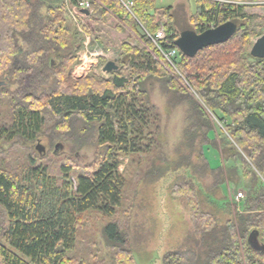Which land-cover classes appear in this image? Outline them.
<instances>
[{"label":"trees","instance_id":"16d2710c","mask_svg":"<svg viewBox=\"0 0 264 264\" xmlns=\"http://www.w3.org/2000/svg\"><path fill=\"white\" fill-rule=\"evenodd\" d=\"M195 5L189 19L195 33L228 21L237 26L223 45L193 58L178 55L177 68L198 100L162 68L152 40L162 28L160 47L176 48L171 7L159 10L156 0L91 1L89 23L78 31L65 0H0V264H136L128 232L135 195L121 168L140 166V175L159 177L192 167L215 174L220 187L222 164L211 167L205 155L220 149L206 110L231 139L221 150L227 159L238 157L245 196L220 224L201 209L192 180L174 184L172 195L192 212L193 232L162 264H264V59L249 53L264 21L234 3ZM108 14L120 21L116 31L129 30L137 41L119 44L118 70L108 78L72 79L83 35L95 32V44ZM155 90L169 106L184 107L180 138L189 152L179 161L168 159L160 140ZM43 139L47 149L40 154L35 146ZM62 141L92 149V159L81 164L57 154ZM97 223L100 242L91 229Z\"/></svg>","mask_w":264,"mask_h":264},{"label":"rangeland","instance_id":"374dc122","mask_svg":"<svg viewBox=\"0 0 264 264\" xmlns=\"http://www.w3.org/2000/svg\"><path fill=\"white\" fill-rule=\"evenodd\" d=\"M212 1L245 6V13L260 16L261 20L264 21V0ZM195 4L196 0H156V7L159 10L171 7L170 14H172L174 18L173 28L179 34L184 30H194L195 26L190 23L189 19L191 15L195 13ZM66 8L75 27L78 31H82V28L89 23V20L85 18L84 23L78 27L67 5ZM162 21L165 22V19H162ZM118 22L120 21L113 14H108L105 22L99 26L100 39L97 40L95 44L92 43L94 41L95 32L93 34L85 33L83 35L81 40L82 48L77 54V62L73 66L72 71L79 64L78 56L83 53L82 51L87 41L86 39H89V45L87 46L88 51H102L106 53L107 56L106 58L99 57L95 65H89V59L86 58L85 61L88 64L86 75L93 73L97 77L108 78L109 74L105 73L102 68L107 61L115 59L117 61L116 49L119 44L126 39L131 44H135L137 41L136 36L129 30L124 33L116 31L115 27ZM161 30L163 29L161 28ZM255 39L251 41V46ZM159 62L165 71L175 74L177 78L180 74V76L185 79L178 68L174 70L165 61L159 60ZM179 78L176 80L186 88L188 93L198 100V97L194 94L188 81L185 79L187 82L186 85L184 81ZM72 79L79 80L82 79V77L76 75L75 78L72 77ZM151 99L158 107L161 114L162 133L160 140L166 147L168 159L171 162L179 161L180 157H186L189 152L186 148L181 147L182 138H180V136L184 125V107L169 106L166 97L158 90L152 92ZM206 112L212 121L213 128H215L214 135L220 143V149H207L205 155L210 161V164L213 165L211 167L215 168L222 164L224 174L226 175V181L220 187L215 186V174L197 171L192 167L189 169L183 167L174 169L172 167L168 169L165 174H160L159 177L153 175L146 176L144 174L140 175V166H128V168L123 166L121 168V171L127 174L135 195L130 214L128 232L129 246L136 264H162L163 256L167 252L180 247L185 242V239L193 232L192 212L184 198H176L172 195V187L174 184L180 183L183 180H192L199 193L198 199L201 209L215 214L220 224L236 211L239 202L235 201V195L237 193H242L243 197L245 196V188L241 181L242 170L238 157L234 156L227 159V154L222 153L223 150H221L229 144L225 141V137H227L228 140L231 139L223 125L218 122L208 110H206ZM46 142V140H42L43 146L47 149ZM58 146L57 154L72 155L76 157L81 164L89 162L93 157V150L90 148L78 151L72 144L65 141L60 142ZM191 160L194 163L193 165L197 163L195 157ZM162 165V169L168 166L167 163ZM222 198H224V200ZM97 226L98 223L92 225L91 229L96 239L100 242L101 238Z\"/></svg>","mask_w":264,"mask_h":264},{"label":"water","instance_id":"95a60500","mask_svg":"<svg viewBox=\"0 0 264 264\" xmlns=\"http://www.w3.org/2000/svg\"><path fill=\"white\" fill-rule=\"evenodd\" d=\"M82 13L89 15L87 10H82ZM237 31V26L233 22H225L217 27L210 28L200 34L195 33L192 30L182 31L178 38L174 42V46L179 52L188 57L193 58L199 51H202L208 47L223 45L227 43ZM251 57L255 59H264V33L256 38L249 51ZM53 64V62H52ZM118 70L117 61H107L103 67V71L107 74H111L113 71ZM56 145L55 149H58ZM38 153H45L44 146L38 142L35 146ZM253 232L250 234V238L253 236Z\"/></svg>","mask_w":264,"mask_h":264},{"label":"built area","instance_id":"2783aa9c","mask_svg":"<svg viewBox=\"0 0 264 264\" xmlns=\"http://www.w3.org/2000/svg\"><path fill=\"white\" fill-rule=\"evenodd\" d=\"M66 5L68 6L69 12L72 13V17L74 21L76 22L77 26L80 27L84 23V19L88 16L82 13V10H87L89 14L91 13V0H77L75 3L70 2L69 0H65ZM124 7L130 12V6L132 5L131 2H126L123 4ZM83 18V19H82ZM165 37L163 30H159L156 32L155 37L152 38L154 44L158 48L159 52L161 53L164 61L174 70H177V65H176V60L178 55L180 54L179 50L177 48H171L168 50H163L160 45L159 41L163 40ZM87 41L85 42L84 45V50L82 51L83 53L78 56V62L79 64L73 71L71 72V76L75 78L76 75H79V77H82L86 75V70L88 69V64L90 65H95L97 59L100 58H106V53L102 51H88V45H89V39H86ZM89 59V63L87 64L85 59ZM104 67V66H103ZM103 70V68H102ZM174 77H176L175 74H173ZM184 83L187 85V82L185 79H183L180 74L178 75ZM85 77V76H84ZM178 77V78H179ZM176 77V79L178 80ZM179 78V79H180ZM243 197L242 193H237L235 195V201H239Z\"/></svg>","mask_w":264,"mask_h":264}]
</instances>
